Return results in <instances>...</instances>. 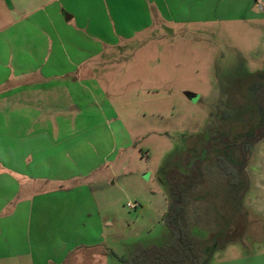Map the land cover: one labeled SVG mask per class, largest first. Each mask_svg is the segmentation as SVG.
<instances>
[{
	"label": "rangeland",
	"instance_id": "obj_1",
	"mask_svg": "<svg viewBox=\"0 0 264 264\" xmlns=\"http://www.w3.org/2000/svg\"><path fill=\"white\" fill-rule=\"evenodd\" d=\"M7 5L0 0V29L10 22ZM81 70L79 78L94 90L97 107L111 113L109 126L117 140L106 157L110 143L105 132L98 133L105 140L100 149L96 145L97 159L112 169L106 184L100 180L103 173L89 179L96 198L105 195L110 204L96 234L100 243L80 246L70 255H48L52 230L47 228L40 243L34 237L29 245L32 255L10 264H125L120 259L130 260L139 249L168 246L172 235L164 217L173 201L170 171L190 174L186 156L197 158L212 137L228 136L236 145L258 126L255 100L256 91L264 89V23L157 26ZM227 149L224 155L239 169L244 155L230 143ZM227 164L213 153L203 163V182L187 191L183 219L198 252L186 264L229 258L236 249L229 241L245 234L253 220L242 204L247 166L238 176L243 183L237 184ZM128 203L139 207L130 209ZM223 244L224 250L216 251ZM43 249L47 255H38Z\"/></svg>",
	"mask_w": 264,
	"mask_h": 264
},
{
	"label": "crops",
	"instance_id": "obj_2",
	"mask_svg": "<svg viewBox=\"0 0 264 264\" xmlns=\"http://www.w3.org/2000/svg\"><path fill=\"white\" fill-rule=\"evenodd\" d=\"M5 1L10 22L0 29V263L10 264L32 255L29 245L34 237L40 243L47 228L53 235L48 255L100 243L96 234L110 204L105 195L96 198L89 179L103 173L106 184L112 169L97 159L95 148L105 140L98 133L110 143L106 157L117 140L111 113L97 107L80 69L157 26L262 25L264 12L257 0ZM17 164L24 166H12ZM246 180L242 204L253 220L229 241L233 255L214 264H264V140L251 149ZM43 250L38 255H47ZM223 250L224 244L216 251Z\"/></svg>",
	"mask_w": 264,
	"mask_h": 264
},
{
	"label": "trees",
	"instance_id": "obj_3",
	"mask_svg": "<svg viewBox=\"0 0 264 264\" xmlns=\"http://www.w3.org/2000/svg\"><path fill=\"white\" fill-rule=\"evenodd\" d=\"M256 92L257 97L255 100V106L258 113V126L255 128L253 136L249 138H241L236 142V145L229 142L228 136H214L207 144H205L204 152L197 155V158L193 159L191 155L186 156V163L190 169V174L182 172L174 173L173 171H170V175L172 174L170 177V187L173 201L164 217V221L172 235L170 244L162 249L156 247L139 249L130 260L121 258L120 260L122 262L125 264H165L166 262H170V264H186L190 255H197L198 246L195 242V238L191 235L190 230L187 228L186 222L183 219V201L189 188L194 184L203 182V163L205 160H208L213 153L218 154L221 162L222 160L227 161V166L230 167L228 169V174L237 179H235L236 183H243V180L238 176L242 172H245L244 169L247 166L248 156L251 153V149L258 142L264 140V89H258ZM229 143L230 145H233L234 151L237 150L240 152V156L244 155L245 157L244 162L239 169L232 165L233 160H231V158H226V155H224L228 152L227 146ZM220 146H223L222 149L219 148ZM245 182L246 192L247 180H245Z\"/></svg>",
	"mask_w": 264,
	"mask_h": 264
},
{
	"label": "built area",
	"instance_id": "obj_4",
	"mask_svg": "<svg viewBox=\"0 0 264 264\" xmlns=\"http://www.w3.org/2000/svg\"><path fill=\"white\" fill-rule=\"evenodd\" d=\"M258 5L260 6V8L263 10L264 12V1L263 0H257ZM128 208L130 209H137L139 207V204L137 203H128Z\"/></svg>",
	"mask_w": 264,
	"mask_h": 264
}]
</instances>
